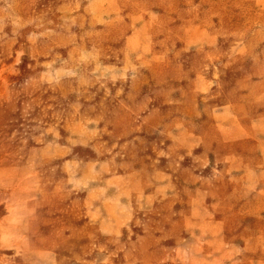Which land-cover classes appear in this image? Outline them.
Here are the masks:
<instances>
[{
    "label": "rangeland",
    "instance_id": "1",
    "mask_svg": "<svg viewBox=\"0 0 264 264\" xmlns=\"http://www.w3.org/2000/svg\"><path fill=\"white\" fill-rule=\"evenodd\" d=\"M0 264H264V0H0Z\"/></svg>",
    "mask_w": 264,
    "mask_h": 264
}]
</instances>
